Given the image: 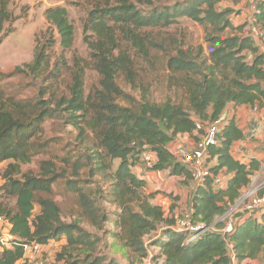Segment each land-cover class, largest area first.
I'll use <instances>...</instances> for the list:
<instances>
[{
    "label": "trees",
    "instance_id": "16d2710c",
    "mask_svg": "<svg viewBox=\"0 0 264 264\" xmlns=\"http://www.w3.org/2000/svg\"><path fill=\"white\" fill-rule=\"evenodd\" d=\"M13 1L0 0V45L6 24L16 19L10 8ZM223 1L184 0L172 9L143 12L131 0H104L94 5L84 23L90 60L77 56L72 64L66 58L75 43V26L69 10L55 6L45 11L49 34L37 40L33 62L18 66L9 74L0 72V80L24 73L34 79L63 84L69 73L71 84L66 87L69 94L61 96L53 91L54 86L44 84L41 96L32 101L0 89V177L3 180L0 215L9 222L12 237L10 246H5L0 232V264H17L24 258L26 245L57 244L62 239L65 243L56 254L58 262L118 264L116 259L107 261L98 254L102 241L98 234L87 230L80 220L63 219L62 209L52 197L57 181L56 163L51 159L42 160L38 173L23 169L45 149L42 134L46 121L64 113L80 135L90 131L95 137L96 152L87 153L85 158L88 164L96 163L91 175L111 170L113 180L110 196L92 192L78 183H71L70 189L90 224L98 230L110 221L103 205L117 203L121 212L114 221L119 229L114 237L135 253V259L128 264H137L148 255L145 236L162 226L166 227L162 236L152 242L157 249L155 258L164 257L162 264H231L227 241L233 243L240 260L250 258L264 264V215L262 221L253 217L241 220L231 233L212 230L187 243L184 233L171 229L182 211L179 214L172 211V216L167 217L163 207L152 200V194L146 193V180L132 169L138 150L147 145L158 156L156 170L169 168L172 174L183 175L186 180L191 178L186 166L169 152L168 146L175 138L180 133L197 130V121L206 124L216 120L229 103L263 102L264 53L260 52L259 45H264V41L258 44L254 36L264 40V0H254L256 7L251 12V21L239 26L233 23L232 9L218 8ZM179 18H190L205 27L208 56H204L203 46L198 52L185 49L174 37L171 40L174 45L168 47L165 37H155L156 30L170 27ZM52 29L57 31L61 45L56 59L53 52L57 41ZM155 51L167 53L166 68L175 85L183 90L186 102L170 98L161 103L150 100V84L145 83L146 77L138 72L137 66L142 61L154 68ZM89 67L98 71L101 88L86 95L85 77ZM119 75L140 91V100L126 96L118 83ZM127 97L135 105L119 103ZM234 121L229 119L219 134L222 144L210 147L207 157V161L210 156L218 159V165L211 168L212 175L220 168H226L233 175L227 188L214 189L209 180L205 186L197 187L186 206L192 211L194 221L214 223L241 199L251 184V177L260 169L258 163H242L231 155L234 141L243 137L242 129ZM117 160L119 163L114 168L113 162ZM73 165L76 174L85 163L76 161ZM36 204L41 207L37 214ZM221 227L217 223L216 228Z\"/></svg>",
    "mask_w": 264,
    "mask_h": 264
},
{
    "label": "rangeland",
    "instance_id": "374dc122",
    "mask_svg": "<svg viewBox=\"0 0 264 264\" xmlns=\"http://www.w3.org/2000/svg\"><path fill=\"white\" fill-rule=\"evenodd\" d=\"M131 1L143 12H150L156 9H172L177 3H182L184 0ZM103 2L104 0H14L10 8L16 19L14 22L6 24L5 31L2 33L4 39L0 45V72L9 74L14 72L18 66L24 67V65L33 62L37 40L41 41L49 34L46 32V30L50 28V25L46 20L45 11L49 7L55 6L67 7L70 19L75 26V43L73 49L66 54L67 61H69V64H72V59L77 56L90 60V49L87 42H85L84 23L89 11L94 5ZM253 2L254 0H240L238 2H236V0H225L218 5V8L232 9L231 16L233 23L239 26L240 24L246 23L248 20L251 21ZM177 21V23L172 24L168 28L156 30L155 37H165L167 39L165 43L168 47L174 45L171 41L174 40V37L179 39V42L185 49L193 48L198 52L199 47L203 46L204 56H208L209 47L205 38V27L190 18H179ZM53 32L57 41L53 52L56 59L61 53V45L59 43L57 31L52 29L51 33ZM229 33L228 31L226 34ZM258 40L261 42L264 41L259 39V37ZM152 55L154 57L153 62H155L154 68H149V66L142 61L137 66L138 72L146 77L145 83L149 82L150 84V100L161 103L170 98L173 101L186 102L183 90L175 85V81L171 78L169 70L166 68L168 60L167 53L155 51ZM64 79L63 84H60L52 80L45 82L44 79H34L24 73H16L12 77L0 80V89L8 94H15L19 99L32 101L41 96L42 85L44 84L54 86L53 91H55L58 96L64 93L68 95L69 93L66 92V87L71 84L69 73H66ZM99 82L100 75L98 71L89 67L86 70L85 77L86 95L94 89L101 88ZM118 83L125 91L126 96L130 95L136 100L141 99L140 91L133 89L132 86L126 82L123 75L118 76ZM49 95L50 94H46L45 97H49ZM119 103L125 106L135 105L128 97L119 100ZM63 115L64 117H62ZM62 116H55L46 121L42 134V140L46 142L45 149L41 150L31 163L24 165L23 169L24 171L31 170L34 173H38L41 168L42 160L51 159L54 161V163H56L57 181L54 185V194L52 197L60 205L63 219L66 222L80 220L81 224L87 230L98 234L100 240L102 239L98 247V254L105 257L107 261L116 259L118 264L128 263L135 259V253L123 247L114 237L115 233L117 231L119 232V229L114 226V221L121 212L117 203L111 202L103 205L107 209V215L110 221L105 223L101 230H98L90 224L89 219L86 217L87 214H84L80 209V205L70 189L71 183H78L79 186L89 189L92 192L98 191L104 196H110L113 180L111 170L106 174L98 173L95 176L91 175V169L96 167V163L90 162L88 164L85 158L87 159V153L96 152L95 137L90 131H87L85 136L80 135V131L69 122L67 114L64 113ZM88 160L90 161V159ZM108 160L110 162V159ZM76 161L85 163L76 173L78 175L74 174L75 166L73 163ZM118 163V160L114 161L113 167L116 168ZM262 178L264 179V176ZM2 183L3 180L0 177V185H2ZM40 210V205L36 204L34 210L35 214ZM166 216L171 217L170 212L167 211ZM162 233L163 227H159L157 231L153 232L152 236L149 235V237L146 238V242L161 237ZM64 243L65 241L62 239L60 243L56 245L53 244L50 247H44L43 252L38 256V260L43 261L45 264H65L63 262H58L56 258L57 252L62 249ZM151 251L152 256L157 253L155 247H153ZM23 259H25V255Z\"/></svg>",
    "mask_w": 264,
    "mask_h": 264
},
{
    "label": "built area",
    "instance_id": "2783aa9c",
    "mask_svg": "<svg viewBox=\"0 0 264 264\" xmlns=\"http://www.w3.org/2000/svg\"><path fill=\"white\" fill-rule=\"evenodd\" d=\"M264 53V52H263ZM258 110V107H255ZM229 116L227 113H222L216 120L209 121L206 124L197 121L196 128L199 133V138L190 147L179 146L177 148H168L169 152L175 157V159L183 163L189 170L191 177L198 182H202L209 176H213L211 167L207 163V157L210 147H218L222 144L219 136L222 129L229 123ZM158 156L155 151L151 150L147 145L138 150L137 160L132 169L140 168V174L146 175V172L157 171L156 165L158 163ZM261 174L264 175V163L261 167ZM216 185L222 187L223 182L220 177H214ZM262 192V193H260ZM252 213L255 211L264 212V179L259 184H255L249 188L233 206H231L223 216L218 217L217 220L207 225L200 221H194L192 219V211L187 208L182 211V214L177 216L176 222L171 229L177 233H184L186 235L185 242L197 240L204 234L212 230H218L224 234H228L234 231L235 226L241 222V218L238 219V213L240 212ZM217 223L222 224L221 228H216ZM163 227V226H162ZM166 227H163V230ZM0 232L1 242L5 246H10L12 237L10 236V224L4 216L0 215ZM150 234V236H152ZM145 245L148 249V255L137 264H162L164 257L156 259L155 255L152 256L153 241L146 238ZM229 247V255L231 258V264H260L258 261L245 258L239 259L234 245L231 241H227ZM53 244L42 245L39 243H33L26 245L25 247V259L31 261L33 264H45L43 261L38 260V256L43 252L44 247L52 246ZM29 253V254H27ZM128 264V263H124Z\"/></svg>",
    "mask_w": 264,
    "mask_h": 264
},
{
    "label": "crops",
    "instance_id": "0c3cea01",
    "mask_svg": "<svg viewBox=\"0 0 264 264\" xmlns=\"http://www.w3.org/2000/svg\"><path fill=\"white\" fill-rule=\"evenodd\" d=\"M255 7L256 4H253V10ZM254 38L258 44L261 43L257 36H254ZM259 46L260 52L263 53L264 45L261 44ZM256 106L258 107V110L255 109ZM224 113H227L229 118L234 119V122L243 131V137L235 140L231 147V155L233 158L246 164L255 162L260 166V169L251 177L252 181L249 186V188H251L255 184H259L264 176L261 174V167L264 163V100L261 103L255 104L235 105L234 103H229ZM198 138L199 131L197 130L193 133H180L168 148H177L179 146L190 147ZM207 163L211 168H214L218 165V159L210 156ZM133 172L138 177H142L146 180L147 186L145 189L147 194H152V200L163 207L165 214L167 211L170 212V216H172V211H175V214H178L186 209L194 191H196L199 186H205L204 183L206 180L211 181L214 189L227 188L229 179L233 175L229 173L226 168H220L217 174L213 172V176H209L202 182H198L192 177L186 180L183 175L172 174L169 168L149 171L146 172L145 175L143 173L140 174V168L137 167ZM214 177H220L222 179V187L216 185ZM248 189H246L245 192ZM263 215V211H255L252 213L242 211L238 213V219L241 218V220L245 221L246 219L253 217L258 221H262ZM17 264L33 263L29 260L21 259Z\"/></svg>",
    "mask_w": 264,
    "mask_h": 264
},
{
    "label": "clouds",
    "instance_id": "9594fccd",
    "mask_svg": "<svg viewBox=\"0 0 264 264\" xmlns=\"http://www.w3.org/2000/svg\"><path fill=\"white\" fill-rule=\"evenodd\" d=\"M56 245V244H55Z\"/></svg>",
    "mask_w": 264,
    "mask_h": 264
}]
</instances>
